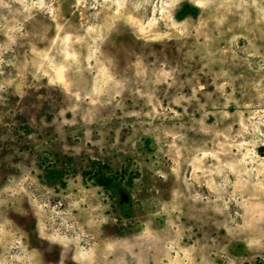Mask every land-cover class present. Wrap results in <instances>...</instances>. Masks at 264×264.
<instances>
[{"label":"clouds","instance_id":"clouds-1","mask_svg":"<svg viewBox=\"0 0 264 264\" xmlns=\"http://www.w3.org/2000/svg\"><path fill=\"white\" fill-rule=\"evenodd\" d=\"M0 264H264V0H0Z\"/></svg>","mask_w":264,"mask_h":264}]
</instances>
